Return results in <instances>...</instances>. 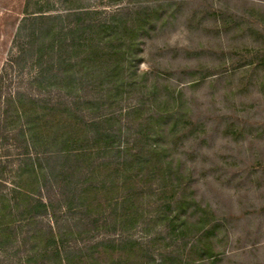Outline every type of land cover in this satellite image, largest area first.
Wrapping results in <instances>:
<instances>
[{"label": "rangeland", "instance_id": "1", "mask_svg": "<svg viewBox=\"0 0 264 264\" xmlns=\"http://www.w3.org/2000/svg\"><path fill=\"white\" fill-rule=\"evenodd\" d=\"M120 8L145 26L99 54ZM0 264H264V0H0Z\"/></svg>", "mask_w": 264, "mask_h": 264}, {"label": "trees", "instance_id": "2", "mask_svg": "<svg viewBox=\"0 0 264 264\" xmlns=\"http://www.w3.org/2000/svg\"><path fill=\"white\" fill-rule=\"evenodd\" d=\"M36 15L30 14L27 15L25 17V20L27 21H33V22H37V20H44L47 21V23L49 25H51V27L49 28H44L42 29V27H37V28H33V30L29 33V37H31V39H34L35 36H44L46 35L45 33H48L47 35H52L51 38L54 39V28H57L58 26V22L56 20H58L60 18V16L58 15H52V14H45V12H41V11H37L35 12ZM90 12H88V10H71L70 12H68L65 16L66 18L71 17L73 19V21L76 22V32L78 30H83L85 29V25L83 24L84 21L87 19L86 17L90 16ZM63 16V17H65ZM146 13L145 12H129L125 9H116L113 12H111L110 14H108L107 16H105L102 20L99 21H93L94 24L89 25L88 27L93 30V28H95V34L99 37H102L103 42L102 45L98 44V53L99 54H103V55H110V54H121L122 56H124L125 54H128V52L131 51V48L133 47V45L135 46V44L133 42H123L124 44H126L125 48H119L117 47V43L124 38L125 33H132L133 35H136V31L139 29H142L145 26L146 23ZM83 22V23H82ZM82 23V24H81ZM79 28V29H78ZM19 29H21V27H19ZM20 30H18L17 32V36L19 34ZM53 33V34H52ZM98 33H101V35H99ZM96 36V38H97ZM88 39H92V33L91 31L88 32L87 36ZM98 37V38H99ZM53 41V40H52ZM91 47V48H90ZM89 51H87L88 53H93L94 48L92 46H90ZM96 51V50H95ZM59 52V51H57ZM60 54V53H58ZM107 65L106 67V71L104 72L103 76H108V77H115L116 74L114 73L115 69L121 70L123 68L122 65ZM115 68V69H114ZM109 70V71H108ZM65 71V69H64ZM67 70L65 71V73H63V75L61 76H57L63 83H67L68 81H71L70 76L68 75V73L66 74ZM109 72V73H108ZM58 79V80H59ZM112 116V115H111ZM111 117L107 116V120H109ZM102 122V120L97 121V120H93L91 122H89V125L92 127H96L98 128V124H100ZM36 128V125H30L29 124V128ZM98 131V129H96ZM117 134L118 136L120 135V133H122V125L120 124L118 129H117ZM33 131V130H32ZM96 131V135L94 136V134L91 136L93 138V140H91V138H86L84 137L82 139L83 143L81 144V146H84V143H86V141H97L99 140L98 138H100L103 141V145H101L99 147V150H107V151H114L117 152L120 149V146H114L111 147L112 145L108 144V141L112 138V130L106 129V127L104 129H102V131L98 132L99 134H97ZM67 136L70 135L68 134V132L66 133ZM32 137H34V133L31 132ZM100 135V136H98ZM66 136V137H67ZM114 136V135H113ZM67 139V138H64ZM64 139H62L64 141ZM77 141V140H76ZM137 143V142H136ZM61 141L59 142V145H61ZM70 144V143H69ZM153 146H150L151 149L157 150L158 148L155 146V144H152ZM80 146V144L78 145ZM125 149H128L125 148ZM138 149L142 150L144 149V147H138ZM135 152L133 154L129 153L127 154L128 157H138L140 158L143 154L141 153V151ZM140 160V159H139ZM91 162V161H90ZM127 163V158L125 160H123L122 164ZM30 169L33 170V164L30 165ZM61 172H63V170H61ZM49 203L48 202H43L40 199L35 200L33 204H31L28 208V212L31 215H40V214H44L47 212L48 207H49ZM52 237H45L42 239V241H52ZM54 241V240H53Z\"/></svg>", "mask_w": 264, "mask_h": 264}]
</instances>
